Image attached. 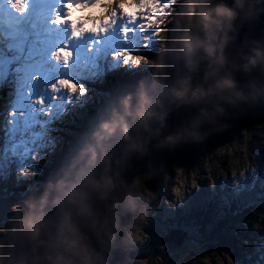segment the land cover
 Wrapping results in <instances>:
<instances>
[{
  "label": "clouds",
  "instance_id": "9594fccd",
  "mask_svg": "<svg viewBox=\"0 0 264 264\" xmlns=\"http://www.w3.org/2000/svg\"><path fill=\"white\" fill-rule=\"evenodd\" d=\"M174 3L158 52L137 64L151 75L115 99L42 190L12 208L0 264H109L128 239L121 217L142 219V193L156 195L148 186L159 173L129 176L131 160L202 144L264 106V35L237 44L239 29L264 15V0ZM89 18L85 33L107 22L102 11ZM185 110L186 122L171 128L170 116Z\"/></svg>",
  "mask_w": 264,
  "mask_h": 264
},
{
  "label": "rangeland",
  "instance_id": "374dc122",
  "mask_svg": "<svg viewBox=\"0 0 264 264\" xmlns=\"http://www.w3.org/2000/svg\"><path fill=\"white\" fill-rule=\"evenodd\" d=\"M165 2L166 0H161V3ZM174 7H176L175 3L172 8ZM172 8L169 9V14L167 16H165L162 10H157L156 14L160 18V24L157 25L154 21L151 29L155 30L156 27H159V35L156 38L145 40V36H150V32L145 33L144 36L136 34L129 37L130 43L126 44L120 39L118 29L101 37L100 46L102 47V51L95 59L96 68L90 73L74 77V82L85 89V94L79 99H76V97L73 96L70 101L65 99L54 102L57 106L53 108V114L49 122L48 140L35 144L30 149L29 153L23 157H8L7 159L4 157L5 150L11 148V142L7 133L8 126L6 125V119L7 116H10V109H12V104L15 97L12 94L14 92V87L5 85L3 89H0V94L3 93V100L1 99L0 95V174L7 177H10L11 175L8 189V186L3 187L0 184V217L2 215H7L5 214L6 212L2 210L3 206H5L6 211H11L14 206L19 205V203L26 199L32 192L40 191L32 190L33 187L31 185L33 184L34 177L31 174L33 172L31 167L34 168L46 165L47 159L51 158L52 156H54L52 159H55L63 155V163H66L64 158L69 157L75 152L76 148L80 144L77 142H82V140L85 139V136H83L70 143L69 138L75 137L73 136L74 133H71L68 130L59 133V130H61L64 125H78L80 128H84L87 126V124H83L81 121L88 122L90 117L87 115H89V112L93 111L94 117L90 118L91 121L87 126L88 129H92L96 122L103 117L106 110L112 105L118 96L123 95L126 91L130 90L137 81L147 78L151 75L150 68H147L143 65L137 66L138 62L141 60L138 57L133 58L132 63L125 64L120 57L114 56V54L121 51L122 49H127L129 52H132L133 55L143 56L147 59H151L159 50L160 33L169 31L172 28ZM149 10L151 11V9ZM99 11V9H86L85 11H79L78 9L73 8L72 19L79 20L83 18H89L95 16ZM126 11L134 10L126 9ZM112 77L116 78L115 81L117 83L111 84L109 82L110 78ZM58 114L62 115L60 128H51L54 125V121L58 119ZM241 128V126L238 128H230L231 131L229 140L231 146L234 149H230L229 161L226 162L228 165V171L226 173L220 172L219 168H224L222 165H213L211 169H205L204 174H197L196 171H193V169L197 168V159L195 156L198 153L203 155L209 151L212 157L214 156L213 154H217L216 156H219L218 152H220L223 156L228 155V152L225 150V148H221L220 151H217L215 146L221 147L219 145L211 147L208 143H205L203 146H199L200 148H196L197 150H194L193 157L191 154V145L181 146L178 149L180 151L183 150V153L186 157V160L183 159L182 162H180L181 160L170 158V154L166 155V157L157 156L156 159H149L146 162L144 172L154 170L159 173L158 179L154 180L152 183V185L155 186L153 192L156 195L153 199L151 198V193L148 191L142 193L140 203L146 204L148 211L146 216H144L142 220L139 221V227L141 228L142 232L137 231L138 229L134 232H138L139 235L149 234L153 239H155L157 235H165L169 230L167 225V215L172 212V210L168 207L170 203L179 207L181 214L184 215L186 211H191L197 206L206 205L216 199L218 204H215L217 209L216 218L224 215L226 213V208H230L231 205L233 206V203L226 202L224 203L223 208V200L228 199L229 201L236 202L237 207H244L245 202L248 200L243 196L236 197L233 194L234 182L239 176L240 172H244L245 170L246 173L250 174L254 164L260 168L261 166H264V162L262 159L260 162L259 159L257 160L254 158L253 153L255 151V143L252 141V139L250 143L244 142L242 140L249 139L250 137L247 135V133H244V135L240 137ZM26 135L30 137L31 133H27ZM63 149L66 152H64ZM171 152L173 154V151ZM33 156H35V159L32 158ZM263 156L264 144H262V157ZM19 161L24 162V164L19 163ZM139 161V159L135 158L131 160L129 170L130 175L140 171V169L137 170V168H135V165H137ZM25 168L31 171L30 177L29 175H20V172ZM185 171H188L189 175H185ZM15 172L17 180H15ZM261 175H264V170H261ZM20 177H24L22 178L24 180H32L28 183H20L18 180ZM41 182L46 183L44 180ZM193 185H196V187L193 188ZM43 186L44 184L42 185V188ZM148 187L151 189L150 186ZM215 187L221 193L211 194V190ZM22 189H25V191ZM21 190L23 191V196H19L17 193ZM167 193H170V201L164 203L160 196H163ZM189 193L191 194L188 195ZM222 193H226L225 197L222 195ZM15 194L18 197L16 196L15 198ZM3 198H6L4 199L5 201ZM235 199H237L238 202L235 201ZM162 206L164 209H161ZM224 209L225 211H223ZM9 215H7L8 219L11 218ZM157 216L159 218H157ZM131 218L132 215H128V222ZM147 224L148 226L146 227ZM185 225L193 226L195 224L190 222ZM123 226H125L127 229L128 239L125 241L123 247L118 246L113 250L109 264H125L131 256L132 261L139 259L140 255L138 253L136 244L138 236L130 233L131 222L128 223V226L126 224ZM246 228L248 231H244L239 226L236 227L238 234L242 233L244 237L236 238L237 242L235 244V249L237 252L239 251L238 255H230L238 262V264H264V237H261V232L263 231L260 230L254 232L251 231L253 228ZM143 229L145 231H143ZM194 229L196 228H190L187 230L184 229V231L187 232V239L188 237L194 238L195 240L199 239V237H197L194 233ZM229 232L235 233L233 230H230ZM187 239L184 241L186 245L183 247H185L187 251L193 250L192 252H200V246L195 243H186L188 241ZM243 240H247V243H244ZM165 249H167V247H165ZM230 252L234 253V250L230 248ZM168 253L179 256L177 259L172 257L175 260V262L172 264H182V260L185 255L180 254L182 255L180 256L172 251H168ZM167 256L168 255L161 256L160 258L158 257L155 259V261L150 260L147 258L149 256H146L143 259L142 264H171ZM229 259L230 257H228V255L224 256L223 258L210 257L207 259H200L198 264H228ZM131 264H133V262H131ZM233 264H235V262H233Z\"/></svg>",
  "mask_w": 264,
  "mask_h": 264
},
{
  "label": "snow or ice",
  "instance_id": "6c2138e0",
  "mask_svg": "<svg viewBox=\"0 0 264 264\" xmlns=\"http://www.w3.org/2000/svg\"><path fill=\"white\" fill-rule=\"evenodd\" d=\"M173 6L174 0L165 3L161 0H0V89L5 85L14 87L15 97L6 119L11 148L5 150V159L23 157L35 144L48 140L49 122L57 106L54 102L70 101L73 96L79 99L81 91L85 93V89L74 82V77L96 68L95 59L102 51L101 37L118 29L120 39L126 44L130 43L129 37L136 34L144 36L150 32L145 40L156 38L159 27L151 29L154 21L160 24L157 10L167 16ZM73 8L99 9L107 22L101 23L94 34L85 33L83 26L93 21L91 18L73 20ZM114 56L125 64L132 63L136 57L147 59L127 49ZM261 170L264 166L258 168L254 164L250 174L240 172L233 194L264 207ZM30 172L25 168L20 175L27 176ZM168 207L175 210L174 204ZM239 227L248 231L241 222ZM149 239V234L144 236L145 241ZM228 257V264H238L230 254Z\"/></svg>",
  "mask_w": 264,
  "mask_h": 264
},
{
  "label": "trees",
  "instance_id": "16d2710c",
  "mask_svg": "<svg viewBox=\"0 0 264 264\" xmlns=\"http://www.w3.org/2000/svg\"><path fill=\"white\" fill-rule=\"evenodd\" d=\"M114 76V75H112ZM115 77L110 78L109 82L112 84L117 83ZM192 110H185L180 113H173L170 118H169V124L171 128H175L180 126L182 123L186 122L187 117L191 114ZM89 114H93V111L89 112ZM262 116V115H261ZM66 120V119H65ZM61 115L58 117V119L55 121V124L53 127L60 128L61 125ZM81 123L86 124L87 122L81 121ZM73 124V123H72ZM240 124V116H238L236 119L229 121L228 122V128L227 130L218 135L214 136L211 139L206 140L202 144L199 145H191V154L192 157L194 155V150H197L199 146H203L205 143H208L211 147H214L216 144H220L222 147L227 144V140L230 138V128L231 127H237ZM250 126L252 127L253 124L260 125V131H263L264 129V116H262L261 120H258L256 122L249 123ZM71 125V124H70ZM67 126V125H66ZM64 126L62 128L63 130H68L71 133L77 134V135H82L83 133L88 134L92 130L91 128L88 129L87 126L84 128H80L78 125H72V126ZM242 126V125H241ZM67 128V129H66ZM262 128V129H261ZM60 133V132H59ZM86 136V137H87ZM85 137V138H86ZM71 143V140H70ZM200 148V147H199ZM217 151L221 150V147H216ZM161 153H164L162 155L163 157H166V155L170 154L169 157L173 158L175 160H181L182 162L183 159H185V155L183 153V150L180 151L178 148L173 150L172 152H154V151H149V154L145 155L143 157V161H139L137 164H141V169L139 172H144L145 170V165L146 162L151 159H156L157 156H159ZM201 155L198 153L195 158L197 159V162L201 161L202 163L208 162L209 157ZM214 156L212 157L213 162L219 161L218 159L221 158V156H216L217 154H213ZM71 156V155H70ZM66 157L64 158L65 161L70 158ZM161 157V156H160ZM191 158V157H189ZM186 160V159H185ZM64 163H61L63 165ZM179 165V164H178ZM214 165V166H218ZM224 167H227V164L225 163ZM59 169V168H58ZM197 169V168H196ZM196 169H193L195 172ZM50 170V169H49ZM52 175L54 176L57 170L55 171L54 167L52 168ZM185 175H189L188 171H185ZM51 174L49 175L48 172L45 174V176L40 175L39 173H35L33 175V185L36 184V190L38 191L40 189V184L42 183L41 181H48L50 178ZM130 176V174H129ZM151 185V184H150ZM149 185V186H150ZM25 191V189H22ZM17 192L19 196H23V191ZM153 190V189H152ZM15 197L17 196L16 194L14 195ZM164 196H160L161 200H163ZM162 202V201H161ZM214 202V203H212ZM211 202V204H206L203 206H197L195 209L191 211H186V213L180 215V225L178 228H183V229H190V228H196L194 229V233L196 234L197 237H199L198 240H195L194 238L188 237V243H195L199 245L200 252H192L193 250L187 251L184 247V249H181L182 255H185L182 264H198L200 259H207V258H223L224 256L228 254H235L236 256L238 255L239 251L235 249V244H236V238L239 237H244L242 233L238 234L236 227L239 226L240 222L245 226L249 228H253L251 231H263L261 232V237H264V207H262L258 202L255 203H249V201L245 202L244 207H237L234 209H226V213L224 215H221L220 217L216 218V205L217 200L214 199ZM20 204V203H19ZM8 214V212L11 211H6L5 208L4 210ZM225 211V209L223 210ZM11 214V213H10ZM10 219H8L7 215H2L0 217V228H7ZM133 222L131 223V231L130 233H133L134 235L138 236V240L136 241L137 244V250L140 255L144 256H149L150 260H154L158 258L160 255H168L167 257L169 258L171 264L175 262V259H177L179 256L173 255L168 253V250L165 249V246H163L161 243H159L158 240L156 239H149L147 241L144 240V235H139V233H135L134 231L137 230L139 232H142L141 228L139 227V221L142 219L138 218H133ZM194 223L195 225L193 226H188L185 224L188 223ZM233 230L235 233H230L229 231ZM253 239V238H252ZM186 242V243H187ZM167 244V243H166ZM172 244V243H171ZM173 245V244H172ZM186 245V244H185ZM175 247V245H173ZM230 248L234 250V253L230 252ZM178 253V252H177ZM179 254V253H178ZM180 255V256H182ZM160 256V257H161ZM195 256V257H192ZM159 257V258H160ZM173 257V258H172ZM192 257V258H191ZM137 264H142L139 262H136Z\"/></svg>",
  "mask_w": 264,
  "mask_h": 264
},
{
  "label": "flooded vegetation",
  "instance_id": "af4514ba",
  "mask_svg": "<svg viewBox=\"0 0 264 264\" xmlns=\"http://www.w3.org/2000/svg\"><path fill=\"white\" fill-rule=\"evenodd\" d=\"M261 115L264 116V106H258L253 111V113L250 114V115H240V124H237V125H238V127H240L242 125L241 126L242 128L240 129L241 130L240 137H242L244 135V133H247V135L250 137L249 139H242V140L244 142L250 143L251 142V139H252V141L255 143V147H254L255 148V151L253 153L254 154V158L257 159V160L259 159V161L262 159L263 162H264V156L262 157V144H264V129H263V131H260V129H258V128H260V125H256L255 126V124H253L252 127H251L250 124H249V123L252 124V122H256L258 120H261V118H262ZM261 139H263V140H261ZM216 145L221 146L220 144H216ZM215 147H217V146H215ZM221 148H225V150H227V152H228V155H224L223 156L220 152H218L219 153V156H221V158L218 159L219 161L213 162L212 161V155L208 151L207 153H205L204 156L209 157V159H211V160H209L208 162H205V163H202L201 161L197 162V169H196V173L197 174H204L205 173L204 170L205 169L206 170L207 169H211L213 165L219 164V165L224 166L225 163L229 161L230 149H234L231 146L230 140L228 139L227 140V144L224 145V147L221 146ZM162 155H164V153H161L159 156H162ZM139 160L141 162V161H143V158L142 159H139ZM135 166H136L135 168H137V170L141 169V167H140L141 164H137ZM49 168H50V165L47 164V166H45V167H43V166L42 167H38L37 170H38V173L40 175L45 176V174L49 171ZM152 169H153V167H152ZM219 169H220V172L221 173H226L228 171V165H227V167H224V168L220 167ZM244 172H246V171L244 170ZM150 187H151V190L155 188V186H153L152 183H151ZM214 193H218L219 194L221 192H219V190L215 187L214 189L211 190V194H214ZM163 196H164L163 197L164 203H167V202L170 201V199H169L170 193H167V194H165ZM235 201H237V199H235ZM226 202L227 203H233V206L231 205L230 208H226L227 210L228 209L237 208V203L236 202H233V201H229L228 199L222 201L223 208H224V203H226ZM212 203H214V202H212ZM209 204H211V203H209ZM238 207H243V206H238ZM161 209H164V207L162 206ZM180 215H181V211H180V208L177 207V206H175V210H172V212L169 215H167V221H168L167 225L169 227V230L172 229V228H178V226L180 225V220H181L180 219ZM157 218H159V217L157 216ZM132 219H133V216H132V218L128 222V214L123 215L121 217V224H122V226L124 224H126L128 226V223H130V222L132 223L133 222ZM164 238H165V235H157V237L155 239L158 240L159 243H161L163 246L167 247V250L168 251H172V252H174L176 254L179 253L178 255H180L181 249H184L183 246H185V243L183 244L182 247L176 248L171 243H167V244L166 243H163L162 242V239H164ZM145 257L146 256H144V255H140L138 260L132 261V256H131L127 260V262L125 264H131V262H133V264H137L136 262L142 263V261H143V259Z\"/></svg>",
  "mask_w": 264,
  "mask_h": 264
},
{
  "label": "water",
  "instance_id": "95a60500",
  "mask_svg": "<svg viewBox=\"0 0 264 264\" xmlns=\"http://www.w3.org/2000/svg\"><path fill=\"white\" fill-rule=\"evenodd\" d=\"M262 35H264V15L260 16L254 25H244L239 29L237 44L246 37L260 39ZM186 238V231L179 228H172L166 233L165 238L162 241L164 243H172L176 247H181Z\"/></svg>",
  "mask_w": 264,
  "mask_h": 264
},
{
  "label": "bare ground",
  "instance_id": "6f19581e",
  "mask_svg": "<svg viewBox=\"0 0 264 264\" xmlns=\"http://www.w3.org/2000/svg\"><path fill=\"white\" fill-rule=\"evenodd\" d=\"M1 99H3V97H2V96H1ZM186 239H187V238H186ZM186 239H185V240H186Z\"/></svg>",
  "mask_w": 264,
  "mask_h": 264
}]
</instances>
